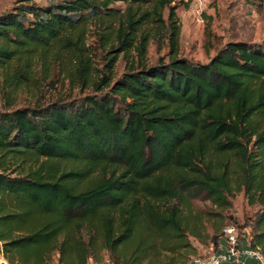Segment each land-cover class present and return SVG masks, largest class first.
Here are the masks:
<instances>
[{"label": "trees", "instance_id": "trees-1", "mask_svg": "<svg viewBox=\"0 0 264 264\" xmlns=\"http://www.w3.org/2000/svg\"><path fill=\"white\" fill-rule=\"evenodd\" d=\"M31 1L0 14V85L17 77L14 91L29 86L33 60L64 43L87 67L93 23L118 25L110 75L119 55L144 58L149 38L139 36L150 23L171 49L115 82L81 69L91 94L0 110V255L10 264L56 255L58 264H159L162 251L186 250L193 264L203 253L192 258L191 237L216 249L227 222L189 227L166 202L200 193L225 210L235 192L259 208L231 225L241 236L248 229L249 247L264 255V41L230 42L195 62L180 54L175 0ZM119 2L125 9L110 7Z\"/></svg>", "mask_w": 264, "mask_h": 264}, {"label": "rangeland", "instance_id": "rangeland-1", "mask_svg": "<svg viewBox=\"0 0 264 264\" xmlns=\"http://www.w3.org/2000/svg\"><path fill=\"white\" fill-rule=\"evenodd\" d=\"M70 0H32L38 5L65 3ZM175 0L172 6H177L178 37L180 54L195 62L208 63L217 53L216 48L221 49L230 42H263L264 41V0ZM27 4V0H0V14L13 11L19 6ZM110 7L125 9L121 2ZM144 10L152 13L153 5L144 6ZM168 17V10L164 12ZM118 25L110 28L101 27L99 23L89 26L84 38L83 60L87 67H83L72 53V46L62 44L58 51H54L46 58L37 57L31 63L30 83L20 90H12L10 85L19 82L20 79L10 76L0 85V110H16L23 106L34 105L38 102H52L58 99L79 98L91 94L92 89H85L81 85L80 70H90L95 82L103 76L113 77V82L119 79L131 63L154 64L161 58H166L171 47L168 38L160 37L155 24L147 25L140 33L139 42L143 37L149 38L144 58L141 60L138 51H131L125 58L121 54L112 64L114 69L110 75L108 66L110 59L117 55L110 53L111 48H116L115 32ZM227 209L215 203L206 194L189 193L185 201L166 202L167 206L178 205L185 217V225L189 227L198 224L209 231L213 226H219L222 221L227 224L222 231L231 226L233 219L244 222L247 216L252 215L259 208L249 207L244 194L235 192L227 196ZM146 238H151L146 233ZM162 238V237H161ZM160 238V239H161ZM198 248L192 258L200 255L205 247L194 238L190 239ZM221 240V241H222ZM163 242V239H161ZM160 244V243H158ZM162 251V250H161ZM186 250L179 253L162 251L159 255V264H190V256H186ZM4 258L0 255V259ZM5 259V258H4ZM6 260V259H5ZM53 264H58V255L53 259Z\"/></svg>", "mask_w": 264, "mask_h": 264}, {"label": "built area", "instance_id": "built-area-1", "mask_svg": "<svg viewBox=\"0 0 264 264\" xmlns=\"http://www.w3.org/2000/svg\"><path fill=\"white\" fill-rule=\"evenodd\" d=\"M221 240L217 249L203 252L201 256L193 259V264H234L239 262L241 256L264 264V255L249 247L250 232L248 229H245L241 236L239 227L231 225L224 230V237ZM0 264L10 263L1 258Z\"/></svg>", "mask_w": 264, "mask_h": 264}, {"label": "crops", "instance_id": "crops-1", "mask_svg": "<svg viewBox=\"0 0 264 264\" xmlns=\"http://www.w3.org/2000/svg\"><path fill=\"white\" fill-rule=\"evenodd\" d=\"M234 264H260V263L257 262L256 260L247 258L246 256H241L239 262L238 263H234Z\"/></svg>", "mask_w": 264, "mask_h": 264}]
</instances>
